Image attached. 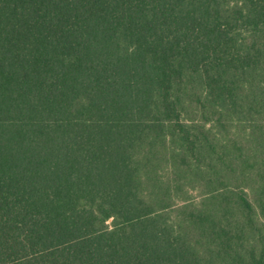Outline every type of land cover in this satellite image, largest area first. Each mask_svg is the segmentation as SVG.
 <instances>
[{
  "label": "trees",
  "instance_id": "trees-1",
  "mask_svg": "<svg viewBox=\"0 0 264 264\" xmlns=\"http://www.w3.org/2000/svg\"><path fill=\"white\" fill-rule=\"evenodd\" d=\"M0 264H264V0H0Z\"/></svg>",
  "mask_w": 264,
  "mask_h": 264
}]
</instances>
